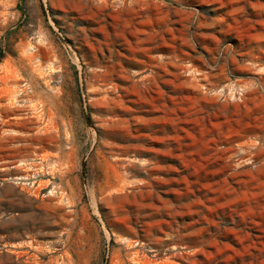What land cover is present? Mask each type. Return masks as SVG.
<instances>
[{
	"label": "rangeland",
	"instance_id": "obj_1",
	"mask_svg": "<svg viewBox=\"0 0 264 264\" xmlns=\"http://www.w3.org/2000/svg\"><path fill=\"white\" fill-rule=\"evenodd\" d=\"M11 70L0 264H264V0H0Z\"/></svg>",
	"mask_w": 264,
	"mask_h": 264
},
{
	"label": "bare ground",
	"instance_id": "obj_2",
	"mask_svg": "<svg viewBox=\"0 0 264 264\" xmlns=\"http://www.w3.org/2000/svg\"><path fill=\"white\" fill-rule=\"evenodd\" d=\"M38 76L44 77V74L39 73ZM35 81L32 78L25 79L22 74L13 70L0 77L1 133H22L27 124H36L43 118L38 103H34V97L38 91ZM23 83H25L24 87ZM26 111L34 113L31 118L24 116Z\"/></svg>",
	"mask_w": 264,
	"mask_h": 264
}]
</instances>
